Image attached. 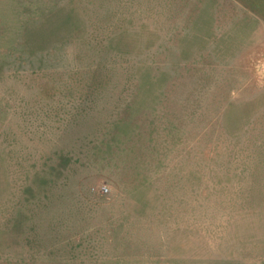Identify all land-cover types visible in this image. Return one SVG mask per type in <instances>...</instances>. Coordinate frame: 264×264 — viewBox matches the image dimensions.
<instances>
[{
  "label": "rangeland",
  "instance_id": "1",
  "mask_svg": "<svg viewBox=\"0 0 264 264\" xmlns=\"http://www.w3.org/2000/svg\"><path fill=\"white\" fill-rule=\"evenodd\" d=\"M0 264H264V0H0Z\"/></svg>",
  "mask_w": 264,
  "mask_h": 264
}]
</instances>
